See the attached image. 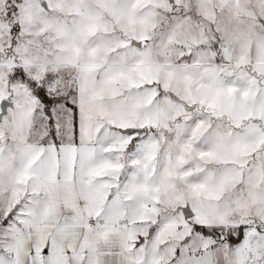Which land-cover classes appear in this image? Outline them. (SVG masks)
Segmentation results:
<instances>
[{"label":"snow or ice","instance_id":"6c2138e0","mask_svg":"<svg viewBox=\"0 0 264 264\" xmlns=\"http://www.w3.org/2000/svg\"><path fill=\"white\" fill-rule=\"evenodd\" d=\"M0 264H264V0H0Z\"/></svg>","mask_w":264,"mask_h":264}]
</instances>
